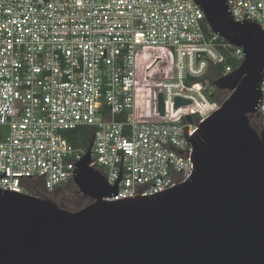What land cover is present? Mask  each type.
<instances>
[{"label": "built area", "instance_id": "obj_1", "mask_svg": "<svg viewBox=\"0 0 264 264\" xmlns=\"http://www.w3.org/2000/svg\"><path fill=\"white\" fill-rule=\"evenodd\" d=\"M227 2L235 21L264 31V0ZM151 50L166 61L157 77L143 61ZM228 56L240 64L242 47L195 0H0V188L51 192L71 179L87 146L69 132L82 126L89 165L110 185L120 175L106 200L181 184L193 170L189 136L224 101L201 79L210 65L233 71ZM259 88L250 119H264V71ZM176 97L189 103L175 107Z\"/></svg>", "mask_w": 264, "mask_h": 264}, {"label": "water", "instance_id": "obj_2", "mask_svg": "<svg viewBox=\"0 0 264 264\" xmlns=\"http://www.w3.org/2000/svg\"><path fill=\"white\" fill-rule=\"evenodd\" d=\"M195 2L244 57L224 76L210 65L201 79L229 96L189 136V177L152 194L106 200L120 175L110 185L89 165V140L72 176L91 199L85 206L67 210L0 188V264H264V131L250 122L260 106L264 31L253 19L235 21L227 0ZM188 103L175 98V107ZM158 106L162 113L161 94Z\"/></svg>", "mask_w": 264, "mask_h": 264}, {"label": "rangeland", "instance_id": "obj_3", "mask_svg": "<svg viewBox=\"0 0 264 264\" xmlns=\"http://www.w3.org/2000/svg\"><path fill=\"white\" fill-rule=\"evenodd\" d=\"M161 53L157 50H151L148 54L146 53L144 60L146 62L145 67H147L149 71H153V73H149L148 75L154 76L156 74L155 71H158L162 69V71H165L166 67V61H157V58L161 57ZM143 75H145L144 71L141 72ZM154 77H157L156 75ZM227 91V90H223ZM227 93V94H226ZM216 92L215 97L219 100H222L225 96H229V92ZM61 189L58 190H52L51 192L44 191L43 195L39 196L41 198L50 199L53 202L58 203L57 199L58 197L62 196L65 197V200H63L64 209L67 210H74L78 209L83 205H86L91 202V199L83 197L84 195L78 190V187L74 184L72 181V178L67 180L62 184ZM39 190V189H37ZM36 193V191H34Z\"/></svg>", "mask_w": 264, "mask_h": 264}, {"label": "trees", "instance_id": "obj_4", "mask_svg": "<svg viewBox=\"0 0 264 264\" xmlns=\"http://www.w3.org/2000/svg\"><path fill=\"white\" fill-rule=\"evenodd\" d=\"M226 63L228 65H230L234 69L239 64L238 61H236L234 58L229 57V56L226 58ZM218 92L226 93L228 91H218ZM227 97L228 96H225L222 100H225ZM250 122H251V120H250ZM91 130L92 129L90 127H88V126H82V127H78L75 130L70 131L69 132V140H70V142L74 146H87L88 141H89V132H91ZM44 191L45 190H43V189H39V190L36 189V193L34 192V195L41 196V195L44 194V193H42ZM83 206H85V205H83ZM83 206H81V207H83ZM74 210H76V209H74Z\"/></svg>", "mask_w": 264, "mask_h": 264}, {"label": "flooded vegetation", "instance_id": "obj_5", "mask_svg": "<svg viewBox=\"0 0 264 264\" xmlns=\"http://www.w3.org/2000/svg\"><path fill=\"white\" fill-rule=\"evenodd\" d=\"M221 91H223V90H221ZM250 120H251V125L254 127V129L257 131L258 134H260V133H262L264 131V119L263 118H261L259 115L256 114ZM60 186H62V184L57 186V187H55L54 190L61 189L62 187H60ZM83 197H85V196H83ZM86 198H88V197H86ZM63 200H65V197L60 196L57 199L59 205L57 203H55V202L54 203L56 205H58L59 207L64 208Z\"/></svg>", "mask_w": 264, "mask_h": 264}]
</instances>
